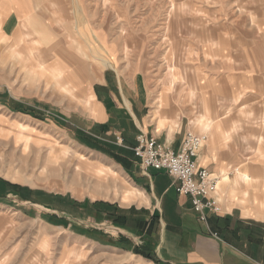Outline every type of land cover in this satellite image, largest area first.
I'll list each match as a JSON object with an SVG mask.
<instances>
[{"label": "rangeland", "instance_id": "rangeland-1", "mask_svg": "<svg viewBox=\"0 0 264 264\" xmlns=\"http://www.w3.org/2000/svg\"><path fill=\"white\" fill-rule=\"evenodd\" d=\"M188 1L70 0L66 11L53 2L45 24H25L27 41L62 53L78 70L74 79L87 82L78 96L35 70L19 36L0 40V264H167L154 252L149 219L118 206H128L113 186L127 183L123 136L112 119L95 123L86 107L105 76L122 105L137 83L150 117L208 136L220 122L239 161H264V141L259 156L253 152L264 118L235 93L221 96V60L231 58L217 54L227 31L219 0ZM109 200L118 205L96 204Z\"/></svg>", "mask_w": 264, "mask_h": 264}, {"label": "crops", "instance_id": "crops-1", "mask_svg": "<svg viewBox=\"0 0 264 264\" xmlns=\"http://www.w3.org/2000/svg\"><path fill=\"white\" fill-rule=\"evenodd\" d=\"M69 1L0 0V40L19 36L17 45L28 50L30 63L39 67L35 70L49 72L62 90L78 96L87 90V86L80 85L87 82L74 79L78 70L69 68L59 51L50 53L48 49H40L38 40L27 41L25 32L32 30H22L25 24H45L53 2L59 5L58 9L65 10ZM218 3L220 24L227 31L219 34L221 49L217 54L231 58L221 60L226 71L225 77L220 76L221 96L229 98L235 93L237 102L242 99V104L253 106L252 114L260 121L264 118V115L261 117L264 114V0H219ZM224 35L233 43L222 48ZM229 65H233L234 73L229 72ZM131 88L135 93H130L129 103L122 105L105 76L91 90L90 103L86 104L95 123L100 126L112 119L118 128L114 133L123 136V145L118 147L121 149L119 163L128 184L114 179L113 186L117 193H122V204L128 206L117 204L119 209L134 210L149 219L154 252L167 264H264V161L256 156L239 161L235 142L229 140L222 124L216 123L201 150L199 165L223 175L216 194L222 212L210 213L207 221L201 220L190 197L177 192L174 178L165 170L150 168L147 173L143 172L133 152L141 131L178 149L189 127L181 121L175 122L178 125L173 129L167 121L150 117L146 111L148 103L139 95V85L135 83ZM260 105L263 109L258 108ZM263 141L264 137L259 136L258 146L253 150L255 155L259 156ZM227 169L235 170L233 177L227 175ZM96 204L117 206L110 200Z\"/></svg>", "mask_w": 264, "mask_h": 264}, {"label": "built area", "instance_id": "built-area-1", "mask_svg": "<svg viewBox=\"0 0 264 264\" xmlns=\"http://www.w3.org/2000/svg\"><path fill=\"white\" fill-rule=\"evenodd\" d=\"M118 139L123 142L122 137ZM136 139L133 152L143 172L147 173L150 168H154L170 174L176 181L177 192L190 197L201 220L207 221L210 213L221 214L222 206L216 196L221 177L199 165L207 134L188 131L178 149L143 131ZM214 235L217 236V233Z\"/></svg>", "mask_w": 264, "mask_h": 264}, {"label": "bare ground", "instance_id": "bare-ground-1", "mask_svg": "<svg viewBox=\"0 0 264 264\" xmlns=\"http://www.w3.org/2000/svg\"><path fill=\"white\" fill-rule=\"evenodd\" d=\"M32 65H33V64H32ZM36 66H37V65H36ZM38 68H39V67H38ZM41 68H42V67H41ZM42 69H43V68H42ZM48 71H49V70H48ZM68 71H69V70H68ZM42 73H43V72H42ZM70 74H71V73H70ZM72 74H73V73H72ZM51 75H52V74H51ZM66 75H67V73H66ZM63 76H64V75H63ZM52 78H53V77H52ZM69 78H70V77H69ZM78 88H79V87H78ZM78 93H79V92H78ZM54 153H56L55 150L53 151V154H54ZM57 157H58V156H57ZM220 177H221V175H220ZM220 180H221V178H220ZM219 182H220V181H219Z\"/></svg>", "mask_w": 264, "mask_h": 264}, {"label": "trees", "instance_id": "trees-1", "mask_svg": "<svg viewBox=\"0 0 264 264\" xmlns=\"http://www.w3.org/2000/svg\"><path fill=\"white\" fill-rule=\"evenodd\" d=\"M132 212L134 211V210H131Z\"/></svg>", "mask_w": 264, "mask_h": 264}]
</instances>
